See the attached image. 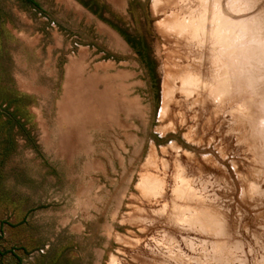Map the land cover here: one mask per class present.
<instances>
[{
	"label": "rangeland",
	"instance_id": "1",
	"mask_svg": "<svg viewBox=\"0 0 264 264\" xmlns=\"http://www.w3.org/2000/svg\"><path fill=\"white\" fill-rule=\"evenodd\" d=\"M31 1L0 0V264H264V0Z\"/></svg>",
	"mask_w": 264,
	"mask_h": 264
},
{
	"label": "crops",
	"instance_id": "2",
	"mask_svg": "<svg viewBox=\"0 0 264 264\" xmlns=\"http://www.w3.org/2000/svg\"><path fill=\"white\" fill-rule=\"evenodd\" d=\"M78 81H79V84H78V99L77 100L84 98L86 103H89L90 106L92 105L93 107L102 105L103 102L105 104L108 103V105L111 102H113L111 95L108 96V94L106 93L107 88H105L103 94L99 95L98 93H95L94 86L92 85L93 82H91V80L88 77H86L84 74L78 79Z\"/></svg>",
	"mask_w": 264,
	"mask_h": 264
},
{
	"label": "bare ground",
	"instance_id": "3",
	"mask_svg": "<svg viewBox=\"0 0 264 264\" xmlns=\"http://www.w3.org/2000/svg\"><path fill=\"white\" fill-rule=\"evenodd\" d=\"M259 1V0H258ZM261 9H262V7H261ZM251 13H252V11H251ZM263 13H264V11H260L259 10V14H258V16H257V18H256V22H257V24L260 26V28L262 29V32H263V34H262V37H261V33H258L257 32V30H256V32H257V34H259L258 36H257V40H258V42L260 43V45H263L262 47H263V49H264V44H262L263 43V41H264V24H263ZM252 14H254V13H252ZM256 14V13H255ZM254 16V15H253ZM252 16V17H253ZM251 17V18H252ZM256 17V16H255ZM255 22V23H256ZM257 24H255V26H254V28L256 29H258L259 27L257 26ZM260 28H259V30H260ZM254 30V29H253ZM260 32H261V30H260ZM253 34H254V31H253ZM254 40H255V38H254ZM257 43V42H256ZM249 44V43H248ZM259 45V46H260ZM250 46V45H249ZM259 46H257V47H259ZM251 47V46H250ZM259 49H260V47H259ZM258 50V49H257ZM262 50V49H261ZM262 53V52H261ZM263 54H264V52H263ZM257 57V56H256ZM244 59V58H243ZM257 59V58H256Z\"/></svg>",
	"mask_w": 264,
	"mask_h": 264
},
{
	"label": "trees",
	"instance_id": "4",
	"mask_svg": "<svg viewBox=\"0 0 264 264\" xmlns=\"http://www.w3.org/2000/svg\"><path fill=\"white\" fill-rule=\"evenodd\" d=\"M23 1H25L27 3H30L31 5L35 6V4L33 3V1H31V0H23Z\"/></svg>",
	"mask_w": 264,
	"mask_h": 264
},
{
	"label": "flooded vegetation",
	"instance_id": "5",
	"mask_svg": "<svg viewBox=\"0 0 264 264\" xmlns=\"http://www.w3.org/2000/svg\"><path fill=\"white\" fill-rule=\"evenodd\" d=\"M75 44V43H74ZM76 46V45H75ZM77 47V46H76Z\"/></svg>",
	"mask_w": 264,
	"mask_h": 264
}]
</instances>
